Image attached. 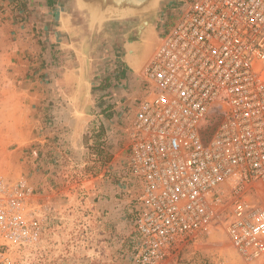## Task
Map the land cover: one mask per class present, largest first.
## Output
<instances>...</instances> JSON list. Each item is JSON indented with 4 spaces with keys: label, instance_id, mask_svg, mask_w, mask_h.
<instances>
[{
    "label": "built area",
    "instance_id": "obj_1",
    "mask_svg": "<svg viewBox=\"0 0 264 264\" xmlns=\"http://www.w3.org/2000/svg\"><path fill=\"white\" fill-rule=\"evenodd\" d=\"M180 2L126 132L129 264H264V0ZM49 210L0 174V264L30 263Z\"/></svg>",
    "mask_w": 264,
    "mask_h": 264
},
{
    "label": "rangeland",
    "instance_id": "obj_2",
    "mask_svg": "<svg viewBox=\"0 0 264 264\" xmlns=\"http://www.w3.org/2000/svg\"><path fill=\"white\" fill-rule=\"evenodd\" d=\"M180 1L162 0L144 16L90 26L71 0H0V174L25 180L50 208L29 264H129L135 227L126 132L144 86L140 69ZM142 20L153 47L135 68L125 44L142 43ZM128 68L139 77L138 91L129 87L136 79H126ZM97 144L109 146L108 160H99ZM112 190L124 203L114 230L98 205ZM227 246L209 241L197 248Z\"/></svg>",
    "mask_w": 264,
    "mask_h": 264
},
{
    "label": "water",
    "instance_id": "obj_3",
    "mask_svg": "<svg viewBox=\"0 0 264 264\" xmlns=\"http://www.w3.org/2000/svg\"><path fill=\"white\" fill-rule=\"evenodd\" d=\"M79 13L86 19L89 25L101 24L106 20H126L133 17H141L153 11L162 0H74ZM147 1V2H146ZM146 25L149 26V22ZM138 27V39H141ZM132 42L138 46L136 40H127L125 44V58L128 62L127 43Z\"/></svg>",
    "mask_w": 264,
    "mask_h": 264
},
{
    "label": "crops",
    "instance_id": "obj_4",
    "mask_svg": "<svg viewBox=\"0 0 264 264\" xmlns=\"http://www.w3.org/2000/svg\"><path fill=\"white\" fill-rule=\"evenodd\" d=\"M72 2V7L74 10L78 11L76 6H75V1L71 0ZM79 12V11H78ZM134 66V65H133ZM128 73V74H127ZM127 74V75H126ZM125 76L126 79H136L134 80L133 84L130 83L129 81V87L134 86V90H139L141 89L140 87V81L138 80L139 77L133 73V71H130V69L128 68V71L126 72ZM116 191H111V194L109 193V200L108 198H104V200L99 199V211L101 210L102 212L104 211L106 216L105 218L108 220H105V226L109 227L111 230H114L115 228H119L120 222H122V217L120 215V209H121V204H124L123 201L119 198V194ZM100 198H102V195H99ZM122 202V203H121ZM124 206V205H123ZM117 231L115 230L112 234L114 235V233H116ZM104 235L107 236H111L110 235V231L109 233H104Z\"/></svg>",
    "mask_w": 264,
    "mask_h": 264
},
{
    "label": "bare ground",
    "instance_id": "obj_5",
    "mask_svg": "<svg viewBox=\"0 0 264 264\" xmlns=\"http://www.w3.org/2000/svg\"><path fill=\"white\" fill-rule=\"evenodd\" d=\"M148 1V0H147ZM146 1V2H147ZM139 33L141 37L142 43H145V47L141 48V52L139 53L136 49V45H134L132 42L128 41L127 43V50H128V64L131 66L134 65L135 68H138L141 66L143 61L145 60L148 53L146 51H150L152 49L153 41L149 39L150 36V28L148 25H146V22L141 21V24L139 25ZM141 43V44H142ZM139 44V45H141Z\"/></svg>",
    "mask_w": 264,
    "mask_h": 264
},
{
    "label": "trees",
    "instance_id": "obj_6",
    "mask_svg": "<svg viewBox=\"0 0 264 264\" xmlns=\"http://www.w3.org/2000/svg\"><path fill=\"white\" fill-rule=\"evenodd\" d=\"M95 150H96V154L99 156V160L106 161L111 156V151L109 149V146L106 147L105 145H103V148L100 149L97 144Z\"/></svg>",
    "mask_w": 264,
    "mask_h": 264
}]
</instances>
